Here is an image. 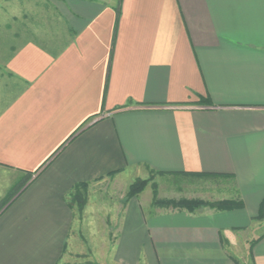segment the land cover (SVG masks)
Wrapping results in <instances>:
<instances>
[{
    "label": "crops",
    "instance_id": "0c3cea01",
    "mask_svg": "<svg viewBox=\"0 0 264 264\" xmlns=\"http://www.w3.org/2000/svg\"><path fill=\"white\" fill-rule=\"evenodd\" d=\"M21 1L45 27L0 39V197L31 174L0 211V264H56L73 185L149 171L229 180L239 205L133 197L115 264H264V232L233 254L264 198V0Z\"/></svg>",
    "mask_w": 264,
    "mask_h": 264
},
{
    "label": "rangeland",
    "instance_id": "374dc122",
    "mask_svg": "<svg viewBox=\"0 0 264 264\" xmlns=\"http://www.w3.org/2000/svg\"><path fill=\"white\" fill-rule=\"evenodd\" d=\"M36 2L39 4V0H35L34 3L36 4ZM23 4L25 3L21 0H0V39L4 45L9 42V39L5 40L6 35H10V41H13V34L39 35V31L37 33H33V31L45 27V23L42 22L44 16L41 17L42 12H40L43 8L28 6L30 3H27V6H23ZM21 11L25 12V15ZM31 19L32 21H30ZM33 27L34 29L31 31ZM7 179H10L11 182L9 181L10 184L6 185H13V188L6 187L5 195L0 197V211L31 180L30 177L24 175H9ZM139 179L144 181L143 184L138 185H142L141 189L129 197L128 192L131 184ZM231 187L230 181L222 178L165 175L153 171L139 176H130V178H109L89 183L84 191H80L76 195L77 199L84 198L81 208L78 207L76 198H73L75 196H67L74 216L63 252L56 264H115L113 258L117 228L120 225L125 205L133 197L140 202L146 212L150 207H159L162 210H221L231 207L228 205V202L233 201L228 198L232 194L233 188L231 189ZM0 191L2 190L0 189ZM153 198L159 201L195 199L203 201L204 204L198 205L195 209H187L174 207L170 203L167 205L155 204ZM262 212V216L259 212L260 216L253 220L251 229L245 233L247 243L244 247L239 245L233 254L242 252L247 254V245L251 242L250 239L264 232V208ZM248 259L231 258L234 264H248Z\"/></svg>",
    "mask_w": 264,
    "mask_h": 264
},
{
    "label": "trees",
    "instance_id": "16d2710c",
    "mask_svg": "<svg viewBox=\"0 0 264 264\" xmlns=\"http://www.w3.org/2000/svg\"><path fill=\"white\" fill-rule=\"evenodd\" d=\"M118 9L119 8L117 7V12H118ZM203 101L207 102V100H203ZM188 175H196V173H189ZM29 177H31V174L28 173V178ZM143 183H144V181L139 179L136 182H134L133 184H131L129 192H128V196L131 197V196L135 195V193L137 191H139L141 189V187H142V185L141 186H138V185L139 184H143ZM87 184H88L87 182H80V183L74 184L73 187L71 188V190L68 193V197L75 196V197H73L75 199L76 195H78L80 193V191H84L86 189ZM153 199L155 200V198H153ZM75 200L78 201L77 202L78 203V207L81 208L82 207V203H83L82 201L84 200V198L83 199H77L76 198ZM154 203L155 204H160V205H167V204L170 203L174 207H185L187 209H195L198 205H203L204 204L203 201H199V200H195V199L178 200V201H175V200L174 201H171V200H160V201L159 200H155ZM68 204H69V202H68ZM228 205L231 206V207H227V208L231 209V208L239 205V203H235L234 201H230V202H228ZM263 208H264V198L261 201L260 209H259V212H260L261 216H262V213H263L262 212ZM260 214H258L257 217H259Z\"/></svg>",
    "mask_w": 264,
    "mask_h": 264
}]
</instances>
